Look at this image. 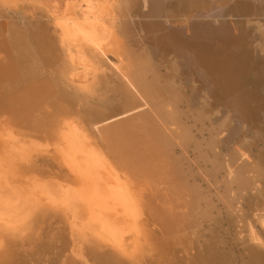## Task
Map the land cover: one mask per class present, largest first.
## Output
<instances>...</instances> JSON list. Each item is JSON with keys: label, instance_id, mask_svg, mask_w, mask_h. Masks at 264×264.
I'll list each match as a JSON object with an SVG mask.
<instances>
[{"label": "bare ground", "instance_id": "1", "mask_svg": "<svg viewBox=\"0 0 264 264\" xmlns=\"http://www.w3.org/2000/svg\"><path fill=\"white\" fill-rule=\"evenodd\" d=\"M255 2L107 0L100 7L99 19L93 21L96 31L105 30L106 37L109 35L104 45L92 38L79 45L78 20L60 23L64 32L68 29L77 38L73 40V35H67L60 46L48 37L46 28L38 27L36 31L33 26L36 31L33 39H38L39 54H43L47 70H40L41 73L32 70V74L21 70L10 47L12 42L6 36L8 31L0 21V82H7V87L20 93L16 102L0 104V142L19 137L30 121V110L35 109L46 117L48 126L56 125L54 130H65L62 126L65 123L90 141L84 151L90 168L86 161H79V147L73 163L85 176L86 183L82 182V188L77 189L71 185L55 189L65 198L68 210L77 209L74 215L57 206L47 209L35 203L32 211L26 210L20 218L11 214L16 207L9 202L0 205V237H9L0 243L1 252L8 254L6 244L11 240L27 243L30 232H25L32 229L33 236L40 223L52 225V231L59 230L63 239L68 236L66 231L71 224L70 239L62 241V264H261L257 250L241 255L238 262L232 248L214 250L209 246L210 243L224 246L226 238L219 229L225 222L236 226L243 222L239 227L241 234L249 219L251 224L254 222L241 207L233 213L234 205L249 197L250 191L258 198L254 218L264 225V88H259L264 87V22L260 21L264 3L259 7ZM141 7L144 10L138 13ZM3 11L0 8V19L5 17ZM230 14L244 18H228ZM107 18L116 20L108 29L103 25ZM78 47L85 53L80 60L94 71L86 82L74 72L81 53ZM109 54L117 62L111 61ZM33 61L32 64L40 63ZM251 71L256 74L257 87H253L259 90L248 88ZM57 72L59 76L53 77ZM39 75L46 77L42 79ZM58 80H69L76 89L84 90L79 97L81 101L92 90L94 95L113 93L119 105L105 112L98 108L85 110L84 106V112L59 107L55 116L56 111L51 113V108L57 100L56 88L61 84ZM14 124L20 129L14 128ZM222 146L229 151L225 153ZM253 147L257 153L251 158L248 152ZM95 177L116 192H132L136 196L135 215L139 220L132 226L138 231L128 234L125 214H129L115 205L111 209L108 205L102 207L99 209L102 215L92 217L91 211L98 207H88L82 199L89 189L100 188ZM1 198L2 193L0 201ZM80 200L84 209H78ZM84 211L89 220L79 223ZM251 226L250 238L257 240L255 225ZM13 229L18 230L13 233ZM205 236L206 241L199 244ZM23 238L24 243L20 240ZM239 242L246 245L245 240Z\"/></svg>", "mask_w": 264, "mask_h": 264}, {"label": "rangeland", "instance_id": "2", "mask_svg": "<svg viewBox=\"0 0 264 264\" xmlns=\"http://www.w3.org/2000/svg\"><path fill=\"white\" fill-rule=\"evenodd\" d=\"M106 3H107V0H0V8H2L4 10L3 13H5L4 14L5 17L3 19L1 17L0 21H2V23L4 24L6 31H8L6 36L8 37L9 42H12V43H10V45H11L10 47L12 48V50H14L13 53L16 54L15 57H16L18 64H20V66L22 67L21 70L30 72L31 74H32V70L36 73H41V71L46 72V70H47L46 69L47 66H44V64L46 62L43 58L44 56L41 53L39 54L38 39H37V37H36V39H33L36 36V31H37L38 27L43 26L44 28H46L48 37H50V38L52 37V39H55L56 43H58V46H60L62 43V41H61L62 39L64 40V38H66L67 35L69 37H71V35H73V33L69 34L68 29H65V32H64L63 29L60 27V23L65 21L67 24H69L70 19H74L75 21L78 20L80 22L79 26L81 29H80V31L76 32V35L79 36L78 39L75 38L76 37V36H74L75 34L73 35L72 39L73 40L77 39L79 42V45L89 42L90 38L99 42L101 45H104L105 43H107V41L109 39V35L106 37L105 30L103 31V30L99 29L96 31V29H95L96 27L94 26V22H93L94 20L99 19L100 7L102 5H106ZM263 3H264V0L263 1L262 0H260V1L256 0V2H255V4H257V5L259 4L258 5L259 7L261 5H263ZM142 10H144V9L141 7V9L139 10L138 13H140ZM260 12L261 13L263 12L262 13L263 15L260 17V21L264 22V11L260 10ZM230 15H228V18H232V19H235V18L239 19V17L241 16V15H234V14H230ZM232 15L234 18L232 17ZM241 17H243V16H241ZM241 17H240V19L244 18V17L243 18H241ZM64 18H66V19H64ZM41 21H42V24H41ZM44 23H46V24L44 25ZM115 23H116V20H114V19L111 20V19L107 18L106 22H104L103 25L105 28L108 29V27L110 28L111 25L114 26ZM39 24H41V25H39ZM56 24L58 26H55ZM33 26H34V29L36 28L35 29L36 31H34ZM50 32H52V33H50ZM67 32H68V34H67ZM141 33H143V32H141ZM21 41H23V42H21ZM36 44L38 45V47ZM78 50L77 51L81 52V53H80V55H78L79 58L77 59V64L75 65V69L76 68L77 69L74 70V72L79 73L81 81L86 82V81H88V79L92 78L94 71L91 67H89V65L86 61H84L83 59L80 60L81 59L80 57H82L81 55H83L84 50L80 47H78ZM40 55H42V56H40ZM108 57L111 61L117 62V59L114 57L113 54H109ZM32 60H34L33 62L36 61V62H40V63H38V64L33 63L32 64ZM70 62H71V64H74V63H72L73 61H70ZM42 63H43V65H41ZM163 71L165 72L166 68ZM72 72H73V70H72ZM39 76L42 79H43V77H46L43 75H39ZM58 76L59 75L57 72V73H54L53 77L57 78ZM248 78L250 80L248 88L251 89L252 91L259 90L256 88L257 85L254 84L255 78H256L255 72L251 71L248 75ZM59 81L60 80H58V82ZM1 82H0V104L4 103V102H7V103L16 102L17 97L20 93H15L14 88L11 89L10 87H7L5 85L7 82H5V81L2 83ZM59 83H61L60 87L58 86L59 88L58 89L56 88V94L58 92L57 100H56L57 104L55 101V103H54L55 106H53L51 108L52 109L51 113H53V111H56L55 116L58 115L57 110L59 107H62L64 109L68 108V109H71L72 111L75 110L73 112H78L80 110L84 112L85 110H88V108H90V109L91 108H98V109L102 110L103 112H105L106 110L107 111H109V110L111 111L112 109L114 110L119 105V102H116L117 98L115 97V95H113V93H109V94L107 93L104 95H100L101 93L98 92V93H95V95H94V91H92V90H90L88 92L86 91L88 93V97L87 96L84 97L83 101H81V100H79V97L82 96L81 94L83 93L84 90L80 91L77 88L78 91H74L76 89L75 84H72V82H70L69 80L68 81L64 80L63 82H59ZM70 84H72V85H70ZM253 85H255L256 87H253ZM76 86L78 87L77 84H76ZM259 88L262 90L264 87L261 88V86H260ZM97 94H99V95H97ZM77 100H79L78 103H77ZM80 101L82 104L80 103ZM61 103H63V104L60 105ZM79 105H82V107ZM83 106H84L85 110H83L84 109ZM30 113H31V115L29 117L30 121L27 123L28 125L23 126V130L21 131V134L19 137L12 139V141H10L8 138L4 137V139L6 138L8 140H1L2 142H0V143H2V144H0V155H1V157H0V160H1V162H0V195L2 193V196H4V198H1V199H3L2 200L3 204H2V201H0V205L4 206V204L6 205L9 202V205L16 207V208H14V210L12 211L11 214L16 215L18 217H20V216L23 217L24 214L26 212H28V211H26L28 209H30L32 211V205L35 203H39L42 205L41 206L42 208L45 207L47 209H50L52 206H57V207H59V209H61V208H63V210L66 209L65 212L67 214L69 213L71 215L72 214L74 215L73 211L77 210V209L75 208L73 211L68 210V207L65 205V198H63V197H61V195L57 194L56 190L60 189L59 185L67 186V187H68V185H71V187H73V188L76 187V189L80 188V187L82 188V186H83L82 182H85V181H83L85 176L83 175L82 172H80V170H78V168L76 169L74 167V164H73L74 159H75L74 154L76 152V149L78 150V147H79L80 151H81L79 154L77 153L79 161L81 163H84L86 161L87 168H90L89 159L85 157V153H84V151L87 150L85 146L87 144H89L90 141L88 139L86 140L83 138V136H85V135L82 132L74 131L73 129H71L70 126H66L65 123L62 125L65 128V130H62V131L59 129L54 130L56 125H53V123H52V125L48 126L47 125L48 120L46 121V119H45L46 117L43 116L41 114V111H39L38 109L37 110L36 109L30 110ZM6 118H7V116H6ZM71 119L73 120V118H71ZM72 120H70V121H72ZM49 121H51V120H49ZM86 123H87V120H86L85 124ZM66 124H68V123H66ZM16 127H18V126L14 124V128H16ZM18 129H20V127H18ZM58 131H60V132H58ZM59 133H60V135H59ZM88 133H90V132H88ZM225 134L226 133H224L223 135H225ZM62 135H63V137H62ZM7 141H9V142H7ZM230 145H232V143ZM259 146H262V144L260 143ZM235 148H237V147L235 146ZM222 150L224 152L226 151L225 153H227L229 151L228 149H226V147H223V146H222ZM256 153H257L256 147H253V150L251 153L248 152V154L251 156V158H253L255 156L254 154H256ZM14 160H16V161H14ZM12 162H13V164H12ZM18 163H19V165H17ZM88 165H89V167H88ZM71 167H73V168H71ZM13 170L15 173L13 172ZM75 171H77V172H75ZM13 173L15 176L13 175ZM16 173L18 175H16ZM74 173H76L77 175L79 174L81 176H79V175L77 176ZM83 176H84V178H83ZM40 177H41V179H39ZM76 177H77V180H76ZM42 178H44V179H42ZM95 178H96L95 183L100 184V188L93 187V188L89 189L88 193L86 195H84L85 196L84 199H82L83 202H86L85 204H87L88 207H89V205H90V207L91 206L92 207H94V206L98 207L97 210L91 211L92 217H94V216L96 217L97 214L102 215V212L99 210L102 207H107V205H108L109 208L111 209V208H113V205H115L116 209L121 210V211L129 214V215L125 214L126 216H128V220L126 221V225L128 224L127 225L128 227L127 226L125 227L126 228L125 230H127L128 234L130 235V234H133L134 231H138L139 229L137 230L136 227L132 226L136 221L139 220V219H137V216L135 215V213L137 212L135 204H138V199L136 198V196L134 194H132V192H130V194L129 193L125 194V192H123V193L122 192H116L111 187H109L106 183L103 184L100 177H95ZM30 179H32V180H30ZM78 179H79V181H78ZM91 179L94 180L93 178H91ZM43 180H45V181H43ZM54 180H55V182H54ZM38 181H41L43 184L41 185V182L39 183ZM61 182H63V183H61ZM34 184H36L37 188ZM37 184L39 185V188H38ZM49 184L51 186H54V187L51 188V186ZM40 185H41V189H40ZM46 186H50V189H49V187L47 189ZM3 187H5V189ZM11 187H12V189H11ZM39 189H40V192H39ZM61 189H62L61 191L63 192L64 189L63 188H61ZM30 191H31V193H30ZM47 191H49L51 193H49V192L47 193ZM17 192L19 194L18 196H17ZM45 192L47 193L46 196H45ZM141 192H143V191H140V193ZM52 193H53V195H51ZM144 193H146V190L144 191ZM251 193L253 194L254 191H250L249 197H246V199H240L238 201L239 203L237 202L234 205L235 210L233 211V213L236 214V211L238 212V208L241 207L243 209V211L246 212L248 214V216L251 217V219H253L255 222V220L257 221V219L254 218V215H255V213H257L256 209L258 208V206H257L256 202L258 201V198L255 196V193H254V197ZM29 198L31 199L30 200L31 204L29 203ZM32 198L36 201H33ZM54 201L55 202L57 201L56 202L57 204L54 203ZM82 201L80 200V204H78V209H84ZM255 203H256V205H254ZM49 206H50V208H49ZM252 207L254 208V210ZM46 213L48 214V212H46ZM84 213L85 214H83V216H82L83 219L78 220L79 223L80 222L83 223V221L88 222L89 215L86 213V211H84ZM241 213H242V211L239 212V214H241ZM86 215L88 218L86 217V221H85L84 218ZM137 215H139V214L137 213ZM18 217H17V219L19 220ZM140 219H141V217H140ZM30 220H32V219H30ZM72 220H73V218H72ZM248 222H249V225H247L248 223L246 221L247 227L244 229V231L242 233L243 235L241 233H239V231H240L239 227H240V225L243 224V222L242 223L240 222L237 226L233 225V224L229 225L227 222H225L223 224L222 228L219 229L220 232H219V230H217L220 233V235H222L224 238H226L225 239L226 242H225L224 246L223 245H214L213 243L212 244L210 243L209 246L211 248H213L214 250H221V249L228 250L229 248H232V250L235 253V256L237 257L238 262L241 260L240 258L243 257L241 255L247 256L248 254H246V253L247 252L249 253L250 250L254 249V251L257 250L256 251L257 253L259 252V255L262 258L261 264H264V260H263L264 259V257H263L264 256L263 255L264 254V247H263L264 245H262L264 243L261 244V242H264V225L262 222L259 223V221H257L256 223H254V222L252 223L253 226L255 225L254 230L258 233L259 237H261V241H260L259 237H258L259 240L258 239L253 240L250 238L251 237L250 232L252 231L251 230L252 224L250 223V219L248 220ZM26 223L28 224L29 220ZM51 226H49L47 223H40L39 228L40 227L41 228L40 229L38 228L33 233V236H32V231H31L32 229L29 231H26L25 232L26 234H28V232H30L29 233L30 236L33 237V239H32V237L28 236L29 238L26 241L27 243H24L25 238L20 239L22 241V243H24V244L18 243L17 241L12 242V240H11V242H8V244H6L8 249H9L8 254L9 255L11 254V255L9 257V255L7 253H5L4 251L1 252V249H0V259H1L0 264H62L61 263V260H62L61 252L63 250L64 243H66V241L68 242V240L70 239L69 229H70L71 224H68L69 229L67 227V231H66L68 233V236L66 234V238L64 237V239H63V236H61L59 230L58 231L57 230L52 231L53 226L52 227ZM43 228L45 230H43ZM18 229H13V230H11V232L14 233ZM19 230H21V229H19ZM25 233L23 235L24 237L26 236ZM239 235L241 236V238ZM244 235H246V236H244ZM242 236H243V238L244 237H246V238L242 239ZM4 238H6V237H4ZM4 238L0 237V243L9 239V237L6 239H4ZM248 238L253 240V245L251 244L252 241ZM1 239H4V240H1ZM237 239H239V241L245 240L246 245L243 246L239 241H237ZM33 241H34V243H32ZM205 241H206V236L201 237L199 244L202 245V243ZM230 244H232V245H230ZM255 244L258 246H256ZM222 246L224 248H222ZM259 246H260V249H259ZM257 247H258V249H257ZM67 252H68V254L70 253L69 251H67ZM260 252H262V253H260ZM192 253H195V250L192 251ZM7 255L10 259L7 257ZM1 256H2V258H1ZM5 258L7 259L6 262L3 260Z\"/></svg>", "mask_w": 264, "mask_h": 264}]
</instances>
